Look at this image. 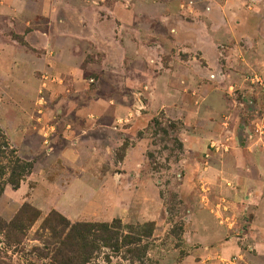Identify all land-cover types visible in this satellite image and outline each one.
I'll list each match as a JSON object with an SVG mask.
<instances>
[{"label": "rangeland", "instance_id": "rangeland-1", "mask_svg": "<svg viewBox=\"0 0 264 264\" xmlns=\"http://www.w3.org/2000/svg\"><path fill=\"white\" fill-rule=\"evenodd\" d=\"M118 1L47 0L48 12L44 13L45 0H0V43L28 51L34 49L35 44L42 45L44 54L50 56L58 48L68 57L75 56L80 60L83 76L92 87V96L124 94L131 98L136 115L140 111L152 112L145 129L149 145L146 170L157 192H150L143 199L132 196L64 197L54 192L50 195L47 190L33 196V188L40 183L39 179H29L28 186L24 183L25 187L19 189L22 181L32 176L33 162L11 146L1 124L0 264H47L49 254L59 240L49 226L59 221L52 213L71 223L116 222L123 232H127L128 227L152 225V237L141 242L147 255L141 257L140 264H180L195 246L186 239L194 231L190 229L187 209L195 204V199L182 191L183 162L193 155L184 149L180 137L184 131L182 115L180 110H173L172 106L177 102L172 101L173 95L168 93L169 89H183V85L178 86L172 79L173 71L168 73L166 68L174 56L168 50L176 40L175 28L195 35L193 42L182 37L176 44L180 48L192 44L198 52L188 54L180 49L175 56L178 62L189 61L193 75L209 89L206 112L217 118L236 113L243 120L252 118L257 111L258 116L262 113V106L248 104L250 97L243 98L244 89L238 81L239 75L244 74L238 70V65L243 63V56L247 58L245 51L249 43L246 36L236 35L240 31H235L238 24L233 13L249 4L241 0H130L123 8H127L134 19L122 27L119 22L110 20V12L119 6ZM196 2L202 6L195 5ZM161 15L164 21H161ZM245 29L249 33L252 30L247 23ZM199 46L210 52V59L199 54ZM161 63L165 67L163 70ZM25 66L30 71L27 79L35 82V75L41 72L32 65ZM21 70H24L21 66L8 65L5 78L9 75L20 77ZM162 71L163 78L160 77ZM147 76L168 95L164 93V97L155 100L148 93L142 94V90H150L144 89V85L139 89V83L146 81ZM14 78L10 82L6 79L4 83L0 78V118L7 127L17 113L16 104L11 99H18ZM199 83L194 85V91ZM258 93L262 95L260 88L255 90V95ZM179 104L184 107L183 98ZM122 152L123 148L118 156ZM210 153L219 152L208 148L207 153L198 156L207 157ZM27 162L31 169L27 168ZM60 169L62 166L55 167L48 177L53 179L56 174H62ZM41 175L44 176L36 174L37 177ZM11 182H18L17 186ZM42 182L45 186L46 181ZM196 199L199 203L200 196ZM16 222L20 229H15ZM134 246L117 251L105 248L92 264H130V261L139 264L136 258L139 249L136 252ZM129 249L132 251L128 252Z\"/></svg>", "mask_w": 264, "mask_h": 264}, {"label": "crops", "instance_id": "crops-1", "mask_svg": "<svg viewBox=\"0 0 264 264\" xmlns=\"http://www.w3.org/2000/svg\"><path fill=\"white\" fill-rule=\"evenodd\" d=\"M241 1L249 5L233 13L238 24L235 31H240L236 35L247 37L249 48L245 51L247 58L240 55L243 63L239 62L238 70L244 74L239 75L238 81L244 89L243 98H251L247 103L262 106L260 116L257 111L252 118L243 120L236 113L217 118L206 112L209 89L193 75L189 61L178 62L175 56L180 49L188 54L198 52L192 44L181 48L176 44L182 37L193 42L195 35L175 28L176 40H170L174 48L171 44L168 51L174 56L166 68L168 73L173 71L172 79L178 86L183 85L185 92L178 87L169 89L168 93L177 102L173 110H180L182 115L184 131L180 137L184 149L193 155L183 162L182 191L195 199V204L187 209L190 229L194 231L186 238L195 246L180 264H264V148L252 133L253 125L261 123L264 117V94L255 95L259 88L255 81L264 83V0ZM45 2L44 13H47ZM129 2L119 0L116 3L119 6L110 12V20L122 27L131 23L133 16L123 8ZM199 3L195 5L201 7ZM161 19L164 21L162 15ZM246 23L252 29L250 33L245 29ZM34 47L28 51L0 43L1 82L14 78L11 75L5 78L6 66L24 68L18 73L20 77L14 78L18 99H11L16 104V118L9 127L0 118L11 146L33 162L32 176L22 181L19 189L25 187L24 183L28 186L29 179H39L33 196L44 190L50 195L54 192L64 197L88 198L143 199L150 192L155 194L157 187L146 170L149 145L145 129L152 112L140 111L136 115L131 98L124 94L92 96V87L83 76L78 58L68 57L58 48L50 56L44 54L42 45ZM197 49L210 59L205 47ZM25 65L41 72L35 75V82L27 79L30 71ZM160 67L165 69L162 63ZM160 77L163 78V71ZM145 79L139 83V89L144 85V89L150 90H142V94L148 93L155 100L168 95L148 76ZM182 98L184 107L179 104ZM213 144H221L224 149L219 151ZM121 148L122 155L118 156ZM208 148L219 153L198 156L207 153ZM61 166L62 174H56L53 179L48 177L55 167ZM38 173L44 176L37 177ZM42 181H46L45 186ZM220 217L225 218L223 224L219 223Z\"/></svg>", "mask_w": 264, "mask_h": 264}, {"label": "trees", "instance_id": "trees-1", "mask_svg": "<svg viewBox=\"0 0 264 264\" xmlns=\"http://www.w3.org/2000/svg\"><path fill=\"white\" fill-rule=\"evenodd\" d=\"M26 165L31 169L29 162ZM11 183L17 186L18 182ZM52 216L59 218L55 225H49L53 236H57L59 240L50 252L47 264H92L97 254L105 248L117 251L131 245H135L133 250L135 249L136 252L139 249V253L136 255L139 264L142 263L141 257L147 255L145 246H142L141 242L143 239L152 237L153 226L150 224L135 229L128 227V231L123 232L120 224L116 222L111 224L71 223L57 213H52ZM17 222L15 229H20ZM129 251L132 250L129 249ZM130 264H134V262L130 261Z\"/></svg>", "mask_w": 264, "mask_h": 264}, {"label": "built area", "instance_id": "built-area-1", "mask_svg": "<svg viewBox=\"0 0 264 264\" xmlns=\"http://www.w3.org/2000/svg\"><path fill=\"white\" fill-rule=\"evenodd\" d=\"M255 82L258 83V86L261 90V92L264 94V83H262L259 80H256ZM252 133L254 136L258 137L259 141L261 142L262 146L264 147V117L261 123H256L253 125ZM212 147L219 150V148L224 149V147L220 144L217 146L216 144H213ZM225 222L224 217L219 218V223L223 224Z\"/></svg>", "mask_w": 264, "mask_h": 264}]
</instances>
